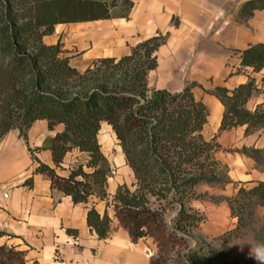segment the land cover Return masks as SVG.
Listing matches in <instances>:
<instances>
[{"label": "trees", "instance_id": "1", "mask_svg": "<svg viewBox=\"0 0 264 264\" xmlns=\"http://www.w3.org/2000/svg\"><path fill=\"white\" fill-rule=\"evenodd\" d=\"M133 6L132 0H0V142L12 130L27 140L37 120H47L51 130L64 125L39 149L50 150L57 167L73 150L87 160H78L70 175L62 177L34 157L39 163L36 172L49 175L52 186L74 204L87 205L89 227L106 239L112 218L107 211L100 213L97 203L109 200L106 186L112 169L99 135L103 124L110 125L135 175V189L120 185L113 197L115 216L134 241L153 238L157 253L149 264H168L166 256L188 247L186 239L204 222L203 214L190 205L200 196L196 187L229 183L220 175L223 164L217 154L222 146L217 135H205L210 111L193 92L198 84L176 93L149 87L148 75L158 65L156 51L166 42L162 33L133 46L128 54L96 59L85 71L71 64L61 42L44 41L58 24L129 18ZM263 8L264 0H252L241 14ZM234 55L240 59L237 72L264 69V43ZM257 90L254 78L234 89L206 90L224 106L218 132L242 126L249 136L264 129V109L246 107ZM239 151L264 170V148L244 146ZM27 184L31 186L33 179ZM164 199L179 206L172 222H167L164 208L153 207V200ZM227 201L236 219L229 235L239 236L251 226L258 208H264V182L238 183ZM201 249L189 248L182 261L170 262L201 264L196 260L205 256ZM4 251L6 247L0 246V264H8Z\"/></svg>", "mask_w": 264, "mask_h": 264}, {"label": "crops", "instance_id": "2", "mask_svg": "<svg viewBox=\"0 0 264 264\" xmlns=\"http://www.w3.org/2000/svg\"><path fill=\"white\" fill-rule=\"evenodd\" d=\"M132 1L129 18L58 24L44 41L52 37L46 43L56 44L61 39L71 64L85 71L96 59L128 54L133 46L162 33L167 37L156 51L158 65L148 75L151 89L176 93L197 83L193 92L214 112L218 129L224 106L206 90L216 86L234 89L254 78L258 90L246 107L251 111L264 109V69L237 72L240 59L234 55L250 45L264 43V8L242 16V8L252 0ZM67 25H72V32L63 34ZM53 35L57 38L53 39ZM63 130L62 124L51 130L47 120H37L28 130L27 140L18 130H12L0 142V232L4 233L0 236V246L9 251L5 261L8 264H149L157 252L156 243L151 238L134 241L128 230L119 225L112 205L120 185L134 187L135 183L134 171L119 142L114 151H106L99 139L112 169L106 186L109 200L97 203L100 213L107 211L112 218V231L106 239H100L89 227L87 205L74 204L70 196L52 186L49 175L36 172L39 163L34 157L62 177L70 175L78 160H87L84 153L73 150L61 167H57L51 151L39 149ZM106 130L116 139L110 125L106 124ZM215 135L222 146L218 159L230 166L235 181L264 182V170L239 151L244 146L264 148V129L246 136L245 127L240 126L217 131ZM30 179H33L31 186L27 184ZM258 212L264 215V208L259 207Z\"/></svg>", "mask_w": 264, "mask_h": 264}, {"label": "rangeland", "instance_id": "3", "mask_svg": "<svg viewBox=\"0 0 264 264\" xmlns=\"http://www.w3.org/2000/svg\"><path fill=\"white\" fill-rule=\"evenodd\" d=\"M122 11L123 7L117 9L116 13L120 14ZM70 26L72 25H67V29L62 33H71L72 30ZM49 38L52 39V37ZM49 38H46L47 43L50 40ZM55 38L57 37L53 35V39ZM58 42H61V39ZM61 44L63 48V43L61 42ZM65 54L67 55L66 51ZM209 111L210 116L209 122L205 127V135L207 138H212L213 135L217 134L218 129L214 121L215 114L214 112L212 113L210 109ZM99 139L106 151H114L118 145L117 142H119L117 137L116 141L114 136L111 135V131L106 130V123L100 131ZM219 161L223 164L220 175L224 179L227 178L226 180H228L229 183L217 186L201 184L196 187V192L200 196L190 200V205L203 214L205 217L204 222L198 230L191 233L189 239H186L188 247H185V245L178 247V249L166 256L168 264H176L170 262V259L182 261V259L186 258L189 248H191V250L203 249H201V254H205V256L197 257L196 259L197 262L201 264H264V261H258L255 259L254 255H251L254 249H264V215L263 213H259L260 211L258 212L259 208L253 223L247 230L243 231L239 236L235 234L229 235L230 231L236 227V219L231 216L227 197H232L233 193H236L238 183L245 182L235 181L230 166L225 164L221 159ZM247 183L253 185V183ZM130 188L132 190L135 189V187ZM153 207L164 208V215L167 222H172L179 208L178 205H169L165 199L161 201L153 200ZM8 253V251H4L3 254L5 258L8 257Z\"/></svg>", "mask_w": 264, "mask_h": 264}, {"label": "clouds", "instance_id": "4", "mask_svg": "<svg viewBox=\"0 0 264 264\" xmlns=\"http://www.w3.org/2000/svg\"><path fill=\"white\" fill-rule=\"evenodd\" d=\"M251 255H254L255 259L258 261H264V249H254Z\"/></svg>", "mask_w": 264, "mask_h": 264}]
</instances>
